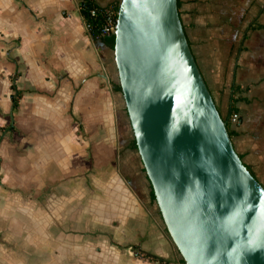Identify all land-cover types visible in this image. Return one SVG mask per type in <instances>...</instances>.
<instances>
[{
	"label": "crops",
	"instance_id": "crops-1",
	"mask_svg": "<svg viewBox=\"0 0 264 264\" xmlns=\"http://www.w3.org/2000/svg\"><path fill=\"white\" fill-rule=\"evenodd\" d=\"M79 1L0 0V264H18L12 206L21 198L42 201L60 214L70 178L82 181L85 174L98 188L101 181L90 171L106 167L113 175L122 145L132 150L130 141L118 137L117 119L121 111L127 115L113 88L112 50L85 31ZM94 2L105 7L119 0ZM177 4L196 65L232 132L234 151L264 186V0ZM11 49L14 59L7 57ZM12 84L21 92L14 110ZM231 113L238 115L236 124L229 122ZM124 185L110 180L103 194L107 212L131 229L145 230L144 210ZM91 187L82 183L75 199L82 203L86 190L94 192ZM88 200L97 214L96 197ZM29 244L35 242H23Z\"/></svg>",
	"mask_w": 264,
	"mask_h": 264
},
{
	"label": "water",
	"instance_id": "water-1",
	"mask_svg": "<svg viewBox=\"0 0 264 264\" xmlns=\"http://www.w3.org/2000/svg\"><path fill=\"white\" fill-rule=\"evenodd\" d=\"M112 54L136 151L184 264H264V186L234 151L177 0H119Z\"/></svg>",
	"mask_w": 264,
	"mask_h": 264
},
{
	"label": "rangeland",
	"instance_id": "rangeland-1",
	"mask_svg": "<svg viewBox=\"0 0 264 264\" xmlns=\"http://www.w3.org/2000/svg\"><path fill=\"white\" fill-rule=\"evenodd\" d=\"M16 45L17 42H14L13 46ZM11 51L12 49L7 51L8 59H14ZM111 66L112 78L114 83H117L113 54H111ZM17 71L16 69L15 73ZM119 93L117 91V94ZM121 102L124 107L123 99ZM121 112L122 118L117 117L118 137L123 136L126 142L131 141L133 135L127 116L123 111ZM5 129L6 127L3 126V130ZM98 138L101 139L100 136ZM126 149L128 147L123 145L120 148L118 162L115 170L112 171L113 175H108L111 170L106 171V167H101L98 172L90 171V176L92 174L94 179L101 181L98 188L91 187L89 176L85 174L82 181L77 175L70 178L71 180L68 179L70 181L64 188L65 198L61 199L64 200L65 207L60 214L54 213L56 211L52 208L49 211L42 201L38 203L27 198H21L17 207L12 206L17 210V213L14 211V215L18 217V229L14 231L18 245L13 246L14 252L17 253L18 264H136L137 262L159 264L149 256L161 258L166 264H179L177 261L180 256L164 228L155 201L150 199L149 184L144 178L145 173L140 158L136 151L127 152ZM108 176H111L109 180H107ZM112 178L117 184L128 186L135 195L139 209L144 210L145 230L141 227L131 229L128 224L124 225L120 220L121 217L107 212V198L103 200V194L107 196L109 187L107 185ZM126 179H129L128 182L125 181ZM82 183L86 188H93L94 192L89 193L85 189L86 194L81 203V200L75 198ZM92 195L96 197L98 204L97 214L94 209L88 207L90 204L88 198ZM27 239L34 241L35 244L24 246L23 242Z\"/></svg>",
	"mask_w": 264,
	"mask_h": 264
},
{
	"label": "trees",
	"instance_id": "trees-1",
	"mask_svg": "<svg viewBox=\"0 0 264 264\" xmlns=\"http://www.w3.org/2000/svg\"><path fill=\"white\" fill-rule=\"evenodd\" d=\"M109 6H112L114 8V10H116V12H117L118 2H114V3L110 4ZM177 6H178V4H177ZM92 8L96 9V11H97L95 16H90V14H89V10ZM100 9H101V7L96 5L94 0H80L78 2L79 14L81 16L82 21L90 27V30H88V34L91 37V39H97L98 38V33H97L95 28L97 27V25L101 21ZM100 40L105 46H107L111 50L113 49V45H114V35L113 34L111 36L101 38ZM113 88L115 91L120 92V86H119L118 82L114 84ZM10 89L12 90V94H11L12 110H14L18 106V99L21 96V92L19 90H17L13 84L10 86ZM226 127H227V131H228V135L231 137L232 132L229 130L228 124H226ZM129 148L136 151V145H135V141L133 138L130 141ZM149 196H150V199L152 201H155L150 185H149ZM149 257L151 260H154L156 263L166 264V261L161 259V258H158L155 256H149ZM177 263L184 264V261L180 258L177 261Z\"/></svg>",
	"mask_w": 264,
	"mask_h": 264
},
{
	"label": "built area",
	"instance_id": "built-area-1",
	"mask_svg": "<svg viewBox=\"0 0 264 264\" xmlns=\"http://www.w3.org/2000/svg\"><path fill=\"white\" fill-rule=\"evenodd\" d=\"M97 13L96 9L92 8L89 10L90 16H95ZM101 14V21L95 28L98 33V38H105L108 36L114 35L115 30V22H116V10L112 6H105L101 7L100 9ZM84 29L88 33V30H90V27L86 25L84 22ZM238 121V115L237 113H231L229 116V122L232 124H236Z\"/></svg>",
	"mask_w": 264,
	"mask_h": 264
}]
</instances>
